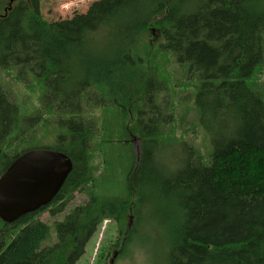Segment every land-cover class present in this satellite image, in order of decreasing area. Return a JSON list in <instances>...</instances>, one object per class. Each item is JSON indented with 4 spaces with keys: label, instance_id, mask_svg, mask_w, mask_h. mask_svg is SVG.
I'll list each match as a JSON object with an SVG mask.
<instances>
[{
    "label": "trees",
    "instance_id": "16d2710c",
    "mask_svg": "<svg viewBox=\"0 0 264 264\" xmlns=\"http://www.w3.org/2000/svg\"><path fill=\"white\" fill-rule=\"evenodd\" d=\"M44 1L0 2V177L35 149L73 169L50 206L0 220V264H77L107 220L123 245L156 232L166 264H264V0H97L57 21ZM171 64L197 112L181 138ZM1 73L38 85L39 107L22 113ZM177 146L178 166L164 155ZM76 192L88 201L43 247L38 213H64Z\"/></svg>",
    "mask_w": 264,
    "mask_h": 264
},
{
    "label": "rangeland",
    "instance_id": "374dc122",
    "mask_svg": "<svg viewBox=\"0 0 264 264\" xmlns=\"http://www.w3.org/2000/svg\"><path fill=\"white\" fill-rule=\"evenodd\" d=\"M1 1L6 2L7 7H9V2H11L12 0H0V2ZM94 1L97 0H45L41 4V11L45 20H64L67 18H71L75 13H85L88 7ZM0 11L5 12L6 9H0ZM170 68L172 69V73L175 74V90L171 91V99L176 106V113L182 116L181 120H177V122L175 123L176 136L181 138L182 134L188 132L192 128V124L196 122L197 112L192 107L193 104L191 100V88L189 87L188 89H186L183 86L185 82L183 69L176 64H171ZM1 76L7 82L6 86L11 90L12 95L15 96L16 94V96H18L22 113L33 112L39 107L41 90L39 89V87L37 88L38 85H35L32 89H26L24 86L15 83L10 76L4 73H1ZM186 96L188 100L184 102L182 99L186 98ZM185 109L186 111L184 112ZM102 114L103 113H98V118L102 117ZM131 140V151L133 152V155L135 157L136 164L141 156V141L139 140V138H132ZM51 142H53V140H45L43 142H40L39 144L32 145V147H38L39 145H50ZM193 142H195V140H193ZM198 142L200 144L199 139ZM172 149H174V147L169 148V150ZM164 155H166V157L172 161H178L177 166L181 163V160L184 157L182 148L179 146H177L175 153L174 150L173 153H169L167 151ZM101 156L102 155H97L94 161V166L99 167V164H103L101 162V160H103V157ZM100 173L101 171L99 170L95 178L100 177V175H98ZM87 201L88 196L85 192H76L64 213L52 215L50 210L51 208L38 213L36 220H39V222L51 226V237L43 243V247L50 246L56 241V234L53 227L54 222L63 220L65 215L68 214V212L72 208ZM130 221L133 222V219H131ZM118 233L119 230L116 228V225L113 221H104L100 226L98 232L87 245L85 255L77 264H110V261L113 257V252L116 250L120 252L123 251V253H119L117 255V253L115 252L116 257L112 260L111 264H166L163 252L160 249L162 248V244H160L161 242H158L159 238L156 239V232H149L150 234L143 232L141 234L142 239H136L134 243L129 244V246L127 242L126 245L122 244V237H119L118 239ZM160 238H163L162 234L160 235ZM116 240L119 243V247L115 249L113 246L116 244ZM100 253L104 254L100 255Z\"/></svg>",
    "mask_w": 264,
    "mask_h": 264
},
{
    "label": "water",
    "instance_id": "95a60500",
    "mask_svg": "<svg viewBox=\"0 0 264 264\" xmlns=\"http://www.w3.org/2000/svg\"><path fill=\"white\" fill-rule=\"evenodd\" d=\"M72 169L71 159L61 152L35 149L20 155L0 177V220L13 224L48 206Z\"/></svg>",
    "mask_w": 264,
    "mask_h": 264
},
{
    "label": "bare ground",
    "instance_id": "6f19581e",
    "mask_svg": "<svg viewBox=\"0 0 264 264\" xmlns=\"http://www.w3.org/2000/svg\"><path fill=\"white\" fill-rule=\"evenodd\" d=\"M51 125V124H50ZM56 130V129H55ZM59 132V131H58ZM40 135V134H39ZM48 136V135H47ZM58 142V141H57ZM164 143V142H163ZM170 144V143H169ZM20 146V145H19ZM54 146V145H53ZM171 146V145H170ZM110 194V193H109ZM50 206V205H49Z\"/></svg>",
    "mask_w": 264,
    "mask_h": 264
}]
</instances>
